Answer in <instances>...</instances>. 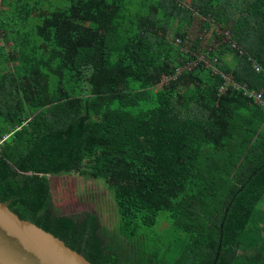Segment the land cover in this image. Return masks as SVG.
<instances>
[{
  "label": "trees",
  "instance_id": "1",
  "mask_svg": "<svg viewBox=\"0 0 264 264\" xmlns=\"http://www.w3.org/2000/svg\"><path fill=\"white\" fill-rule=\"evenodd\" d=\"M246 90L264 92V0H0V202L93 264H264ZM75 172L109 187L116 231L54 213L47 176Z\"/></svg>",
  "mask_w": 264,
  "mask_h": 264
},
{
  "label": "rangeland",
  "instance_id": "2",
  "mask_svg": "<svg viewBox=\"0 0 264 264\" xmlns=\"http://www.w3.org/2000/svg\"><path fill=\"white\" fill-rule=\"evenodd\" d=\"M184 4L188 5L187 2ZM202 21L203 18H196L190 27L188 31L189 45L201 33ZM215 30H218L217 26H214L208 33H202L203 50L212 44H216L213 40L209 44V40L213 38L212 31ZM170 37H174V35ZM176 43L179 44L178 39ZM205 56L206 54L202 52L199 54V59L202 60ZM230 56H227L228 61H231ZM47 178L52 195V209L56 215L69 216L81 222L87 215L93 214L98 218L101 229L106 231L117 230L119 224L118 211L112 193L103 180L87 178L77 172L49 175ZM153 234L156 236V232Z\"/></svg>",
  "mask_w": 264,
  "mask_h": 264
},
{
  "label": "water",
  "instance_id": "3",
  "mask_svg": "<svg viewBox=\"0 0 264 264\" xmlns=\"http://www.w3.org/2000/svg\"><path fill=\"white\" fill-rule=\"evenodd\" d=\"M0 264H93L64 241L0 202Z\"/></svg>",
  "mask_w": 264,
  "mask_h": 264
},
{
  "label": "built area",
  "instance_id": "4",
  "mask_svg": "<svg viewBox=\"0 0 264 264\" xmlns=\"http://www.w3.org/2000/svg\"><path fill=\"white\" fill-rule=\"evenodd\" d=\"M178 42H179V40H178ZM230 42H231V45L234 47V42H232L231 39H230ZM201 61L205 62V64L207 66L212 67L215 73L221 74L220 70L215 66V64L218 62L217 58H214L213 60H210V59H207L206 56H205V58L202 59ZM255 68L257 69L258 72L262 71V67L258 63H256ZM222 76L227 81L228 84H231V86H233V87H237L236 83L232 82L231 79L228 76H225L223 74H222ZM244 94L247 95L250 98L256 99L257 104L261 105L262 108H264V92L258 93V92H255V91L249 92V90H246Z\"/></svg>",
  "mask_w": 264,
  "mask_h": 264
}]
</instances>
